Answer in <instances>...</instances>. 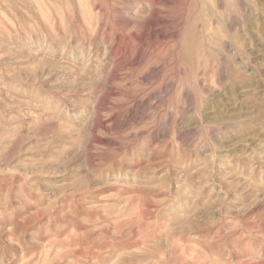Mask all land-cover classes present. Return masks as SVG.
<instances>
[{
  "label": "rangeland",
  "instance_id": "374dc122",
  "mask_svg": "<svg viewBox=\"0 0 264 264\" xmlns=\"http://www.w3.org/2000/svg\"><path fill=\"white\" fill-rule=\"evenodd\" d=\"M0 264H264V0H0Z\"/></svg>",
  "mask_w": 264,
  "mask_h": 264
}]
</instances>
